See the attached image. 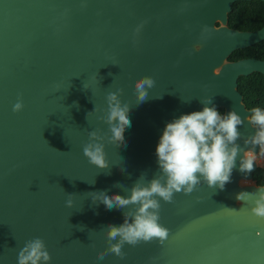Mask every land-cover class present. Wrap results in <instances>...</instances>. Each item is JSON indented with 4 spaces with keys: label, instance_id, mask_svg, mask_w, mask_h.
Returning <instances> with one entry per match:
<instances>
[{
    "label": "water",
    "instance_id": "1",
    "mask_svg": "<svg viewBox=\"0 0 264 264\" xmlns=\"http://www.w3.org/2000/svg\"><path fill=\"white\" fill-rule=\"evenodd\" d=\"M232 1L0 0V264H18L34 237L45 241L48 264H264V219L236 198L264 180L241 173L239 158L223 190L202 181L161 200L163 243H125L123 258H96L108 247L107 225L122 224L127 209L108 210L90 192L127 195L142 173L156 174L167 122L211 96L222 113L242 117V134L255 131L237 77L264 72V58L230 52L263 38L264 23L229 25ZM143 76L155 84L138 103L134 82ZM117 90L131 126L123 143L104 141L108 167L100 169L83 146L90 131L108 132L98 117ZM18 99L24 107L13 112Z\"/></svg>",
    "mask_w": 264,
    "mask_h": 264
},
{
    "label": "clouds",
    "instance_id": "2",
    "mask_svg": "<svg viewBox=\"0 0 264 264\" xmlns=\"http://www.w3.org/2000/svg\"><path fill=\"white\" fill-rule=\"evenodd\" d=\"M141 26H137L136 32ZM154 84L151 76H143L134 82L138 103L148 98V90ZM121 91L108 93L105 115L98 117L108 125V132L90 131L89 140L83 146V154L89 163L100 169L108 167L104 141L123 143L124 130L131 126L128 116L130 108L121 101ZM200 102L203 104L202 110L181 114L166 123L155 150L158 172L150 179L142 173L126 189L127 195H109L106 190L90 192L93 203L99 202L108 210L127 209L123 212L122 224L107 225L108 247L97 252L98 260H103L107 253L123 258L125 253L122 247L125 243L135 246L153 239L163 243L169 230L159 222L161 200L172 202L175 193L190 194L202 181L209 187L223 190L231 182L238 158V170L247 175L254 170L256 146H259V154L264 155V110L260 107L252 109L247 120L255 131L244 135L239 130L244 121L237 111L230 109L222 113L211 96L200 99ZM23 107V100L18 99L12 110L19 112ZM93 111L99 109L95 107ZM241 138L246 147L237 143ZM118 185L121 184L115 186ZM236 198L238 201H251V213L264 219V187L256 188L254 192H239ZM72 203L71 199L66 201L69 207ZM50 260L51 255L41 237L26 241L17 256L18 264H48Z\"/></svg>",
    "mask_w": 264,
    "mask_h": 264
},
{
    "label": "trees",
    "instance_id": "3",
    "mask_svg": "<svg viewBox=\"0 0 264 264\" xmlns=\"http://www.w3.org/2000/svg\"><path fill=\"white\" fill-rule=\"evenodd\" d=\"M227 23L238 28H254L264 23V0H233L228 11ZM253 55L264 58V37L245 46L231 50L230 56L236 58ZM237 88L242 93L246 106L260 107L264 110V72L252 70L237 77ZM222 110V106H217ZM251 114V112H250ZM264 165H257L252 176L256 182L263 181Z\"/></svg>",
    "mask_w": 264,
    "mask_h": 264
},
{
    "label": "rangeland",
    "instance_id": "4",
    "mask_svg": "<svg viewBox=\"0 0 264 264\" xmlns=\"http://www.w3.org/2000/svg\"><path fill=\"white\" fill-rule=\"evenodd\" d=\"M256 161L260 164V165H264V162H263V158H264V155H260L259 154V150L256 152ZM243 180H248L247 179H243Z\"/></svg>",
    "mask_w": 264,
    "mask_h": 264
},
{
    "label": "flooded vegetation",
    "instance_id": "5",
    "mask_svg": "<svg viewBox=\"0 0 264 264\" xmlns=\"http://www.w3.org/2000/svg\"><path fill=\"white\" fill-rule=\"evenodd\" d=\"M263 162H264V158H263ZM263 180H264V169H263Z\"/></svg>",
    "mask_w": 264,
    "mask_h": 264
}]
</instances>
